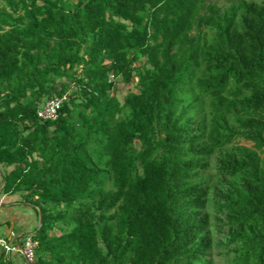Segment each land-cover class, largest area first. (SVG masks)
<instances>
[{
  "label": "trees",
  "instance_id": "obj_1",
  "mask_svg": "<svg viewBox=\"0 0 264 264\" xmlns=\"http://www.w3.org/2000/svg\"><path fill=\"white\" fill-rule=\"evenodd\" d=\"M6 1L0 166L4 193L41 206L33 264H211L201 175L235 137L256 149L217 162L230 218L251 230L235 264H264V0Z\"/></svg>",
  "mask_w": 264,
  "mask_h": 264
},
{
  "label": "rangeland",
  "instance_id": "obj_2",
  "mask_svg": "<svg viewBox=\"0 0 264 264\" xmlns=\"http://www.w3.org/2000/svg\"><path fill=\"white\" fill-rule=\"evenodd\" d=\"M18 3H21V0H16ZM50 2H61L66 8H71V6L76 3L77 0H49ZM209 3H214L220 7V12L224 11L229 3L225 1H216L209 0ZM41 1H38L37 4H41ZM0 9L10 11L9 4L6 0H0ZM202 37L204 40H208L211 36V31L209 28L204 26L201 27ZM143 59H140L136 65H141ZM133 80L124 84L120 79L116 80L114 86V94L118 101L122 103L123 98L129 91L135 90L136 85V73H133ZM76 87H70L69 92H74ZM74 111H76L74 109ZM75 116L77 115L74 112ZM75 122L77 126L80 125V119L75 117ZM232 124V123H231ZM237 132L242 131L241 128L235 126ZM243 150H256L254 144L246 140L243 137H235L232 143L222 149L215 151L214 155L208 158L209 167L201 175V180L204 182L205 187L208 190L207 203L204 213L208 216L209 221V232L211 238V248L208 255V259L211 264H235V261L238 257L242 255L244 250L243 243L237 238L241 231L250 233V227H242L241 225L234 224L230 218V211L227 208L226 200L234 192L233 189V178L224 177V175L219 174L217 171V162L220 156L228 154H237L240 155ZM264 154L261 155L263 157ZM7 173V172H6ZM29 203L36 207V219L37 225H40V210L41 206L36 204L32 200ZM50 206H45L49 208ZM54 211V209H52ZM55 229L52 231L54 233H59V229L64 226L61 223L55 224ZM256 236V235H255ZM258 242L257 240H254ZM19 256V255H18ZM21 263L25 264L22 257L19 256ZM9 259L13 264H17L15 255H9Z\"/></svg>",
  "mask_w": 264,
  "mask_h": 264
},
{
  "label": "crops",
  "instance_id": "obj_3",
  "mask_svg": "<svg viewBox=\"0 0 264 264\" xmlns=\"http://www.w3.org/2000/svg\"><path fill=\"white\" fill-rule=\"evenodd\" d=\"M11 167L0 166V235L12 238H22L33 234L38 228L36 207L24 200L23 192L4 193L3 177ZM17 264L21 263L15 255Z\"/></svg>",
  "mask_w": 264,
  "mask_h": 264
},
{
  "label": "built area",
  "instance_id": "obj_4",
  "mask_svg": "<svg viewBox=\"0 0 264 264\" xmlns=\"http://www.w3.org/2000/svg\"><path fill=\"white\" fill-rule=\"evenodd\" d=\"M65 96L53 97L44 101L37 110V118L44 121H54L61 109ZM37 250V243L32 234L22 238H10L0 235V253L7 255H19L25 264H33Z\"/></svg>",
  "mask_w": 264,
  "mask_h": 264
},
{
  "label": "water",
  "instance_id": "obj_5",
  "mask_svg": "<svg viewBox=\"0 0 264 264\" xmlns=\"http://www.w3.org/2000/svg\"><path fill=\"white\" fill-rule=\"evenodd\" d=\"M39 221H40V218H39Z\"/></svg>",
  "mask_w": 264,
  "mask_h": 264
}]
</instances>
